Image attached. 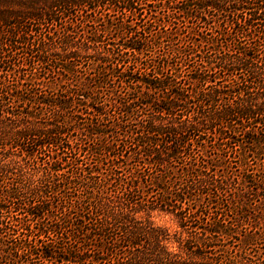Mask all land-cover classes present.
Here are the masks:
<instances>
[{"label": "trees", "instance_id": "obj_1", "mask_svg": "<svg viewBox=\"0 0 264 264\" xmlns=\"http://www.w3.org/2000/svg\"><path fill=\"white\" fill-rule=\"evenodd\" d=\"M0 264H264V0H0Z\"/></svg>", "mask_w": 264, "mask_h": 264}, {"label": "rangeland", "instance_id": "obj_2", "mask_svg": "<svg viewBox=\"0 0 264 264\" xmlns=\"http://www.w3.org/2000/svg\"><path fill=\"white\" fill-rule=\"evenodd\" d=\"M153 221L156 225L166 227L171 232L176 229L175 222L167 215H154Z\"/></svg>", "mask_w": 264, "mask_h": 264}]
</instances>
